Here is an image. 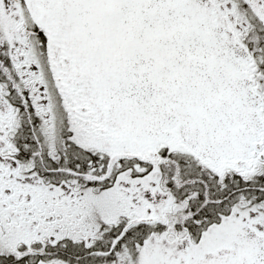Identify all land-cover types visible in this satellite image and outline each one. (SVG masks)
<instances>
[{
    "label": "snow or ice",
    "instance_id": "6c2138e0",
    "mask_svg": "<svg viewBox=\"0 0 264 264\" xmlns=\"http://www.w3.org/2000/svg\"><path fill=\"white\" fill-rule=\"evenodd\" d=\"M0 264H264V0H0Z\"/></svg>",
    "mask_w": 264,
    "mask_h": 264
}]
</instances>
